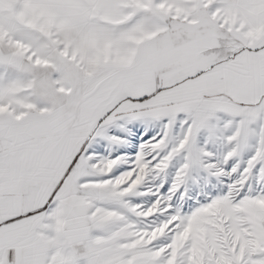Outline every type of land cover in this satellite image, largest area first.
<instances>
[{
	"label": "crops",
	"instance_id": "0c3cea01",
	"mask_svg": "<svg viewBox=\"0 0 264 264\" xmlns=\"http://www.w3.org/2000/svg\"><path fill=\"white\" fill-rule=\"evenodd\" d=\"M36 1L0 29V264H181L124 232L89 153L176 118L197 156L264 149V0Z\"/></svg>",
	"mask_w": 264,
	"mask_h": 264
},
{
	"label": "rangeland",
	"instance_id": "374dc122",
	"mask_svg": "<svg viewBox=\"0 0 264 264\" xmlns=\"http://www.w3.org/2000/svg\"><path fill=\"white\" fill-rule=\"evenodd\" d=\"M46 7L0 0V29L30 24ZM135 124L117 133L116 146L89 153L90 167L106 171L107 180L94 182L106 185L101 197L130 207L120 213L124 232L139 238L140 249L159 251L171 262L264 264V149L238 162L220 149L199 147V158L197 149L184 147L179 118L149 121L146 131L134 130Z\"/></svg>",
	"mask_w": 264,
	"mask_h": 264
}]
</instances>
